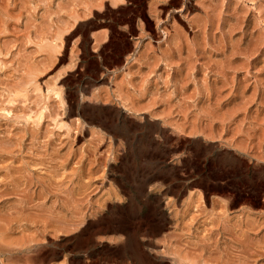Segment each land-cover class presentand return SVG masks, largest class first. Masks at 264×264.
Returning <instances> with one entry per match:
<instances>
[{
	"label": "rangeland",
	"instance_id": "1",
	"mask_svg": "<svg viewBox=\"0 0 264 264\" xmlns=\"http://www.w3.org/2000/svg\"><path fill=\"white\" fill-rule=\"evenodd\" d=\"M116 1L0 0V264H85L131 138L188 152L173 264H264V0Z\"/></svg>",
	"mask_w": 264,
	"mask_h": 264
},
{
	"label": "crops",
	"instance_id": "2",
	"mask_svg": "<svg viewBox=\"0 0 264 264\" xmlns=\"http://www.w3.org/2000/svg\"><path fill=\"white\" fill-rule=\"evenodd\" d=\"M93 35L99 42L104 41L102 33L94 32ZM161 125L154 122L156 128ZM126 147L131 151L126 157L133 160V165L122 171L125 187L120 193L126 201L119 206L123 210L117 214L124 217L113 224L98 223L91 229L95 233L85 232V264L94 261L100 264H140L138 257L146 264H173L174 251L169 247L180 239L179 233L183 230L182 224L174 221L175 208L182 207L191 193L188 152L174 153L175 146L166 144ZM138 215L148 217L144 221H135ZM118 255L124 259L118 260Z\"/></svg>",
	"mask_w": 264,
	"mask_h": 264
},
{
	"label": "bare ground",
	"instance_id": "3",
	"mask_svg": "<svg viewBox=\"0 0 264 264\" xmlns=\"http://www.w3.org/2000/svg\"><path fill=\"white\" fill-rule=\"evenodd\" d=\"M118 2H120V1H123V0H117ZM116 1V2H117ZM199 33V32H198ZM197 35V34H196ZM202 36V35H201ZM204 36V35H203ZM239 47V46H238ZM244 48V47H243ZM232 49H235V48H232ZM240 50H241V48H240ZM230 51V50H229ZM233 51V50H232ZM237 51V50H236ZM247 51V50H246ZM234 52H235V50H234ZM241 52V51H240ZM243 53V52H242ZM233 54V53H232ZM235 54V53H234ZM224 55V54H223ZM230 55V54H229ZM227 59V58H226ZM229 60V59H228ZM227 61V60H226ZM226 63V62H225ZM230 63V62H229ZM228 63V64H229ZM231 64V63H230ZM238 65V64H237ZM240 65V64H239ZM225 66V65H224ZM235 66V65H234ZM234 66H231V68L232 67H234ZM227 67V66H226ZM229 67V66H228ZM225 69H227V68H225ZM233 69V68H232ZM235 69V68H234ZM97 115H100V113H98ZM109 116V115H108ZM100 118L99 119H96V120H98V123L100 122L101 123V125H102V127L103 128H105V129H108L110 132H112L113 134H116V135H121V136H125V134H126V130L124 129V126H120V125H110V123L107 125L106 124V122L105 121H103L104 119L103 118H101L102 116H99ZM39 119V118H38ZM101 119H103V120H101ZM114 120V119H113ZM90 121L92 122V121H95V118L93 117V116H91L90 117ZM89 121V122H90ZM97 122V121H96ZM99 123V124H100ZM108 123V122H107ZM91 124V123H90ZM151 127V126H150ZM149 128V127H148ZM128 131V130H127ZM128 135V134H127ZM127 137H129V136H127ZM131 137V136H130ZM145 138V137H144ZM123 139V138H122ZM146 140V139H145ZM127 142V145L128 146H134L135 144V142L133 141V139L131 138V140H129L128 139V141H126ZM134 142V143H133ZM137 146H149V142L148 141H143V139H141V141H140V144L139 145H137ZM145 164V163H144ZM143 164V165H144ZM140 165V164H139ZM152 167V166H151ZM172 174V173H171ZM162 176V175H161ZM129 181V180H128ZM149 183V182H148ZM135 186H136V184H135ZM130 200V199H129ZM135 204V203H134ZM154 208V207H153ZM123 210V209H122ZM117 211V210H116ZM113 212H115V211H113ZM118 217L119 216H117L116 217V220L118 219ZM123 217V216H122ZM102 218V217H101ZM105 218H107V216L105 217ZM120 218H121V216H120ZM130 218V217H129ZM128 218V219H129ZM157 218V217H156ZM128 219H127V221H128ZM104 220H107L108 221V219H104ZM113 220V219H112ZM119 220V219H118ZM125 220V219H124ZM160 220V219H159ZM102 222H103V220H101ZM132 221V220H131ZM120 222H121V224H122V221H121V219H120ZM100 223V222H99ZM126 223V222H125ZM128 223V222H127ZM111 224H113V223H111ZM129 225H130V223H128ZM133 224V223H132ZM131 224V225H132ZM149 224H151L152 225V223H149ZM148 224V225H149ZM159 224H161V223H159ZM103 225H105V224H103ZM124 225V224H123ZM128 225V226H129ZM150 225V226H151ZM163 225V224H162ZM117 226H119V225H117ZM152 227V226H151ZM108 228V227H107ZM114 228V227H113ZM148 228H149V226H148ZM150 229V228H149ZM156 229V228H155ZM110 230V229H109ZM119 230V229H118ZM127 230V229H126ZM157 231V230H156ZM84 232V231H83ZM127 244V243H126ZM138 247H140V246H138ZM133 250H134V248H133ZM140 250V249H139ZM142 255V254H141ZM147 257V256H146ZM138 260L139 261H141L142 263H140V264H146L143 260H140L139 259V257H138ZM134 261V260H133ZM149 261V260H148ZM136 262V261H135ZM163 263V262H162ZM158 264V263H157Z\"/></svg>",
	"mask_w": 264,
	"mask_h": 264
}]
</instances>
